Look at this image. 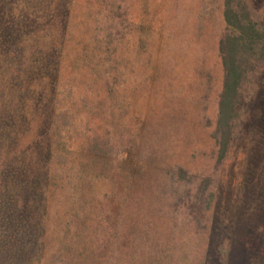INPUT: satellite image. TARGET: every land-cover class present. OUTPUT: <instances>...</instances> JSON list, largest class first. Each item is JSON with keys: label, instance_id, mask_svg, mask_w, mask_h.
Wrapping results in <instances>:
<instances>
[{"label": "trees", "instance_id": "trees-1", "mask_svg": "<svg viewBox=\"0 0 264 264\" xmlns=\"http://www.w3.org/2000/svg\"><path fill=\"white\" fill-rule=\"evenodd\" d=\"M20 1L0 0L18 29L0 42V192L21 228L0 263L203 264L221 166L261 112L264 0H224L214 119L215 77L176 75L146 0Z\"/></svg>", "mask_w": 264, "mask_h": 264}, {"label": "rangeland", "instance_id": "rangeland-1", "mask_svg": "<svg viewBox=\"0 0 264 264\" xmlns=\"http://www.w3.org/2000/svg\"><path fill=\"white\" fill-rule=\"evenodd\" d=\"M59 1L67 8L74 5L75 0ZM76 1L84 5L87 0ZM130 2L137 5L141 0ZM144 3L156 12L153 15L155 21L163 23L161 34L166 37L170 54L175 57L176 75L179 76L181 73L178 71L183 68L193 71L200 66L215 77L211 105L206 115L207 119H214L216 101L213 94L219 91L216 81L222 76L218 49L226 27L224 0H146ZM27 4L28 0H21L17 7ZM78 13L77 16H81ZM58 15L63 17L62 13L56 17ZM8 17L0 22V42L6 46L12 45L17 29V20ZM260 101V114L241 128V142L233 150L230 161L221 166L229 173L216 193L218 207L211 238L204 245L203 264H264V92ZM211 134L212 130H203L196 133L193 140L198 155L199 152L205 154L203 158L197 157L193 164L198 169L208 166L209 172L218 162V154H212L211 144L208 140L206 142ZM248 135H251L250 140ZM251 140L254 145L248 142ZM8 203L6 194L0 192V257L9 249L8 245L16 248V237L21 230L10 222V214L15 209ZM220 219L219 222L224 223L222 227L218 222ZM6 233L14 235L11 243L6 241Z\"/></svg>", "mask_w": 264, "mask_h": 264}]
</instances>
